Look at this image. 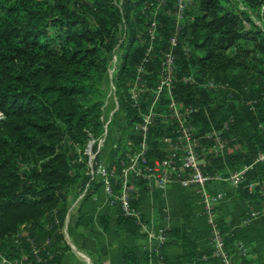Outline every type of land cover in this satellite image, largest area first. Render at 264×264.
I'll list each match as a JSON object with an SVG mask.
<instances>
[{
	"label": "trees",
	"instance_id": "trees-1",
	"mask_svg": "<svg viewBox=\"0 0 264 264\" xmlns=\"http://www.w3.org/2000/svg\"><path fill=\"white\" fill-rule=\"evenodd\" d=\"M158 1L0 0V257L9 263L63 264L71 250L63 234L70 189L87 180L79 158L89 134L101 133L110 64L124 38L127 53L113 81L121 114L112 131L123 155L130 139L137 146L143 140L134 133L141 118L130 90L142 76L150 92L141 110L153 106L151 90L172 53L176 101L182 111H198L191 119L199 128L197 153L216 138L225 146L204 157L202 172L215 177L252 167L235 193L248 206L263 207L264 162L256 161L264 154V30L256 19H264V0H194L198 14L187 15L175 46L171 3L158 10L156 39L149 36ZM215 78L225 91L206 87ZM168 98L165 93L160 104ZM166 133L161 121L152 129L151 159H167L160 142ZM124 159L116 161L117 173ZM136 198L131 205L140 212ZM118 214L120 229L139 232L134 218L119 208ZM214 220L223 228L218 214ZM163 236L160 251L177 239L190 255L224 264L213 250L198 252L187 233L169 230ZM152 256L167 264L162 252ZM127 257L138 263L133 254Z\"/></svg>",
	"mask_w": 264,
	"mask_h": 264
},
{
	"label": "built area",
	"instance_id": "built-area-1",
	"mask_svg": "<svg viewBox=\"0 0 264 264\" xmlns=\"http://www.w3.org/2000/svg\"><path fill=\"white\" fill-rule=\"evenodd\" d=\"M166 0H159L157 6L153 10L152 25L148 30L149 36L152 40L157 37L158 29V10L165 3ZM193 0H178L177 20L181 19L186 12L189 4ZM180 28L175 29L172 36L171 44L175 46L180 43L179 31ZM113 67L117 66L118 56H114ZM174 55L168 54L165 61L162 64V72L160 80L156 87L151 90L153 97V106L147 109L146 112H142L141 103L143 98L148 92L150 87L148 83L142 80V76L138 75V78L133 84L130 90V99L140 113L141 121L134 126V133L142 137V143L135 146L136 152L129 154L126 149L125 155L121 152L120 144L115 140H112V146L110 152L104 153L105 158H102L99 162L95 160V164H99V170L96 172L95 179L101 187H105L108 195L112 198L119 209H121L127 217L134 218L137 225L143 230L147 229V225L141 218V213L132 208V199L137 195V190L141 187H147L149 191L153 189L163 190L166 186H178L186 190H195L200 196L205 198L206 215L208 223L212 228V250L214 257L219 258L224 264H232L229 253L226 251V241L221 229L218 227L214 220L215 208L211 202H217L221 199V195L215 194L211 197L210 187L213 184L226 183L228 180H232V184L235 189L240 187V184L244 181L245 174L252 167H245L239 172H236L230 176L229 179H224L222 175H216L215 177L205 175L201 166L205 164L204 157L209 153L219 154L224 150V144L218 138L214 140L215 147L213 149H205L202 155L196 151V134L199 130L196 125L191 124L192 116L197 113V109H187L182 111L176 101L174 91V83L176 76V68L174 63ZM147 62V60L145 61ZM115 68L111 70V87L112 94H110V100L114 103L115 107L112 110L110 120L107 124L109 128L112 123V116H119L121 114V106L116 97L115 85L113 84V76ZM143 67L139 69L142 74ZM218 86V85H217ZM213 83H208L207 88L223 92L226 90V85L221 83V87H217ZM168 94L169 101L166 107V111L159 110L157 106L160 104L162 96ZM158 104V105H157ZM107 105V103H106ZM104 106V110L106 108ZM157 109V110H156ZM124 115V114H123ZM122 115V116H123ZM124 117V116H123ZM5 119V115L0 113V122ZM161 121V124L166 125L168 133L160 137L162 152L166 154V160L160 161L158 159H151L149 153L151 152L149 146V135L152 129ZM111 132L107 131L101 138L99 143L101 146L106 144ZM132 141H129L126 148L132 145ZM134 144V143H133ZM100 146V147H101ZM98 154V153H97ZM120 155V156H119ZM122 156L125 157L121 164V171L117 173L115 171V163ZM256 162H264V154L260 155ZM255 185L250 186L252 191ZM208 198H211L208 200ZM253 217L264 218V203L263 207L256 209ZM67 222V219H66ZM65 222V225H66ZM159 241L163 244L166 238L161 235ZM37 254V252H36ZM3 264H11L2 257H0Z\"/></svg>",
	"mask_w": 264,
	"mask_h": 264
},
{
	"label": "crops",
	"instance_id": "crops-1",
	"mask_svg": "<svg viewBox=\"0 0 264 264\" xmlns=\"http://www.w3.org/2000/svg\"><path fill=\"white\" fill-rule=\"evenodd\" d=\"M229 193L232 200H238L237 205L242 203L248 210L249 206L236 196L234 190H229ZM197 195L195 190H185L178 186L153 192L142 187L138 189L136 201L139 202L143 221L151 230L152 234L149 235L138 225L137 233L120 229L118 207L112 203L106 190L99 186L80 203L76 212L67 215L65 226L71 237L65 238L66 242L67 239L73 240L79 246L77 248L91 260L85 256L82 258L92 261V264H133L127 257L132 254L138 259L137 264H163L159 258L152 256L160 252L164 254L167 264H214L190 255V251L177 239L170 240L167 247L159 250L167 242L166 239L161 244L159 237L169 230L187 233L197 245L198 252L212 250V228L208 223L206 209L198 205L199 201L195 198ZM232 200L225 199L215 209L223 225L231 262L241 264L242 260H246L250 264H264V220H257L246 228L242 225L246 213L239 212ZM67 244L71 249V244ZM75 260L79 262V257ZM76 261L73 264H77ZM87 261L84 264H89ZM0 263L3 264L2 261ZM63 264H70L69 254H66Z\"/></svg>",
	"mask_w": 264,
	"mask_h": 264
},
{
	"label": "rangeland",
	"instance_id": "rangeland-1",
	"mask_svg": "<svg viewBox=\"0 0 264 264\" xmlns=\"http://www.w3.org/2000/svg\"><path fill=\"white\" fill-rule=\"evenodd\" d=\"M167 1V2H166ZM165 3L159 8V10L162 8H166L168 6V4L171 3L172 5V8H173V16H174V20L176 21V24L173 25L172 29L175 31V29L177 28H180V29H184V25L186 23V20L188 18V14H191L192 15H196L198 14V10L196 9L195 7V3H194V0L193 2H191L186 10V12L184 13L183 17L181 19H178L177 20V9H178V0H166ZM232 2H239V0H230ZM243 8V7H242ZM262 12H264V7L262 8ZM187 16V17H186ZM256 22H257V25L262 28L264 30V19H256ZM124 31H125V28H124ZM125 38L122 39L119 44H118V47L116 46V55L115 56H118L117 58L119 59L118 62H117V66L116 67H113V61H115V57L114 59L112 60L111 64H110V72L111 70H113V68H115V71H113L114 73H111L112 74V78H113V81L116 80V76L118 74V71H119V68L121 66V63L123 61V58L125 56V54L127 53V51L124 49V47H122L123 43L126 42ZM176 77V76H175ZM210 83H213L214 85H218L217 87H221V80L218 79V78H215V79H212L210 81ZM109 90L107 91V105H106V108L101 116V121H102V130H101V133L99 134L98 137L94 136V134H89V141L86 145V148L84 149L83 151V156L81 155V157L79 158V161H84L86 163L85 165V176H87V180L85 182H82V184H78V185H75V186H72L71 189H70V196H69V199H68V203H69V212L68 214H70L71 212H76L75 209H77L80 205L81 202H83L85 200L86 197H88V195L95 191V185L98 184V181L97 179H95V175H96V172L99 170V164H95V160L97 162H99L102 158H105L106 155H104V153H106L107 151L110 152V147L112 146V131H115L117 129V125L114 124V125H110V127L108 128L107 127V124L110 120V116H111V113H112V110L113 108L115 107L114 103L110 100V94H112L113 90H112V87L111 89L108 88ZM115 92H116V89H115ZM237 95H240V92H237ZM152 100V98H151ZM119 101V100H118ZM120 104V102H119ZM166 107H167V104H160V107L159 105L157 106V108H161V110H163L164 112L166 111ZM117 120V117L116 116H112V123H115ZM111 132V136L109 137L108 141H106V144L101 146V144L99 143L100 141V138L107 132ZM130 141H132L134 144L136 143L133 139ZM131 142V143H132ZM129 143V142H128ZM132 143V145L127 149V152L129 154H132V153H135L137 150L134 146V144ZM136 145V144H135ZM101 146V147H100ZM137 146V145H136ZM213 147H215V142L213 141L212 143V147H209V149H213ZM125 149V150H126ZM214 150V149H213ZM98 153V154H97ZM123 153V152H122ZM81 154V153H80ZM85 157H87V161L85 160ZM232 174L231 173H227L226 175H222V177L224 179H229L230 176ZM232 183V180H228V182L226 183H218V184H213L211 187H210V195L211 197L213 195H221V199L217 202H211L213 204V208H218L220 206V204L226 199V200H232L230 198V194L229 193V190L231 191H236L237 189H235V187L232 186V184H229ZM172 186H166L163 190L161 189H153L151 190L152 192L153 191H165L167 190L168 188H170ZM103 189L106 190L105 187H102ZM146 189H148L147 187H144ZM183 189V188H182ZM229 189V190H228ZM186 190V189H185ZM107 192V190H106ZM138 192V190H137ZM236 194V193H235ZM197 199V201H199V204L201 207H206V204H205V198L200 196V195H197L195 197ZM211 198H208V200H210ZM234 201V206L237 207L238 211L241 212L243 211V213L245 214L246 213V216L243 218L244 220V224H242L243 226H245L246 228H249L251 225H253L254 223H256L257 220H264V218H260V217H253V214L257 211V206H249L248 210L246 208V206L242 203H240L239 205H237L238 203V200L236 199L235 200H232V203ZM237 202V203H236ZM196 204V203H195ZM197 205V204H196ZM196 207V206H195ZM198 209V207L196 208V210ZM219 219V218H218ZM221 221V220H219ZM72 224H74L72 222ZM150 228L147 227V229L145 231H147V233L149 235H151V230H149ZM221 230H222V233H223V228L221 227ZM64 237L67 238L68 236H70V234L68 235V228L67 226L64 227ZM71 237V236H70ZM72 239V238H71ZM66 240V239H65ZM67 242L71 244V250H69L67 252V254H69V259H70V264H73V262H75L76 260L75 259H78L79 257V262H77V264H84L85 261H87L85 258H82V256H85V257H88L90 258L86 253L84 254L83 252L80 251L79 246L75 245V243L73 242V240H69L67 239ZM78 247V248H77ZM81 255V256H80ZM91 260V258H90ZM0 262H1V259H0ZM89 262V264H92V261H87V263ZM1 264V263H0Z\"/></svg>",
	"mask_w": 264,
	"mask_h": 264
}]
</instances>
